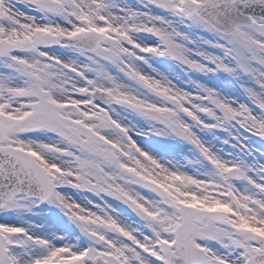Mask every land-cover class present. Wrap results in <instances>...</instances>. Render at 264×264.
<instances>
[{"label": "snow or ice", "instance_id": "1", "mask_svg": "<svg viewBox=\"0 0 264 264\" xmlns=\"http://www.w3.org/2000/svg\"><path fill=\"white\" fill-rule=\"evenodd\" d=\"M257 139L264 0H0V264H264Z\"/></svg>", "mask_w": 264, "mask_h": 264}, {"label": "rangeland", "instance_id": "2", "mask_svg": "<svg viewBox=\"0 0 264 264\" xmlns=\"http://www.w3.org/2000/svg\"><path fill=\"white\" fill-rule=\"evenodd\" d=\"M169 66L171 67L172 71L176 74L177 78H182V73L180 71L179 68H177L174 64H172L171 62H168ZM211 83L221 87L223 91L227 92L230 90V87L227 83V81L224 80L223 76H213L211 79ZM257 146H261L262 143L264 142H260L258 139L256 140Z\"/></svg>", "mask_w": 264, "mask_h": 264}]
</instances>
